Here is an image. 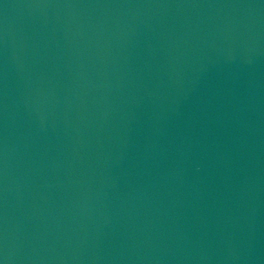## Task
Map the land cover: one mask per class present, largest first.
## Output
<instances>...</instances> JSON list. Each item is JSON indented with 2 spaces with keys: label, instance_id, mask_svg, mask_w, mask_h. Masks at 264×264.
Here are the masks:
<instances>
[{
  "label": "water",
  "instance_id": "1",
  "mask_svg": "<svg viewBox=\"0 0 264 264\" xmlns=\"http://www.w3.org/2000/svg\"><path fill=\"white\" fill-rule=\"evenodd\" d=\"M0 264H264V0H0Z\"/></svg>",
  "mask_w": 264,
  "mask_h": 264
}]
</instances>
